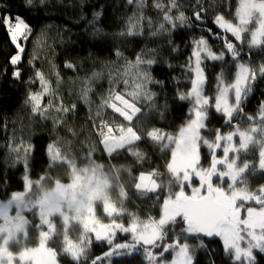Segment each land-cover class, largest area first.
<instances>
[{
    "label": "snow or ice",
    "instance_id": "1",
    "mask_svg": "<svg viewBox=\"0 0 264 264\" xmlns=\"http://www.w3.org/2000/svg\"><path fill=\"white\" fill-rule=\"evenodd\" d=\"M50 3L51 0H21V7L30 11L46 8ZM127 4L135 5L136 12L127 18L124 30L112 35L121 38L143 36L142 9L146 0H127ZM152 6L163 13L160 17L163 22L148 35L171 34L178 27H199L202 33L192 41L193 51L185 66L190 88L186 92L176 88L172 97V102L181 109L184 105L180 102H187V118L175 133L162 127L149 129L142 126L141 117L156 114L159 121L164 122L167 114L176 111L170 109L165 92L168 78L156 79L152 75L153 65L158 63L156 50L144 47L135 53L133 60L127 59L118 48L109 47L106 40L98 39L109 34L96 26L103 11L93 12V19L89 21L93 28L90 36L93 46L99 48L101 54L107 52L124 62L122 67H117L113 61L95 59V63L108 70L109 88L107 95L100 98L94 114L91 111L92 85L103 73L93 72L81 80L78 97L89 107L90 135L97 138V143L87 146L82 157L87 165L80 167L77 158L68 153L67 141L59 137L52 140L44 146L43 155L47 157L44 173L33 180L30 165L39 146L14 133L8 137L4 145L7 149L4 163L11 168H23V191L11 192L6 200H0V264H59L57 250L49 247V243L56 242L61 236V253L70 257L72 264H122L114 258H134L136 255H142L147 264H200L194 255L198 248L207 253L205 264H215V253L210 245L217 237L223 242L224 253L236 264H257L254 250L264 253V184L254 191L249 190V176L259 174L264 178V99L259 100L255 115L245 111L257 92L264 96V0H238L235 12H229L234 20L226 19L223 13L209 18L207 0L204 3L197 0L190 6L191 18L179 11L182 7L179 0H167V4L155 0ZM7 11V7L0 8V13ZM173 12L177 14L173 15ZM84 18L82 15L81 19ZM0 25L5 26L10 42L15 46L16 53L10 56L9 63L16 66L12 75L19 80L22 73L18 65L25 53L22 42L27 41L35 30L20 15L0 14ZM147 27L153 29L150 18ZM210 41H219V44L214 49ZM168 43L171 45L173 41L169 39ZM171 51L175 52L177 48ZM93 56L90 52L89 58ZM35 59L29 61L33 67ZM208 63L220 67L211 89H208L206 73ZM64 66L72 70L77 68L70 60ZM167 66L172 67L171 64ZM232 68L235 71L229 80L227 73ZM55 76L54 89L44 72L36 69L28 83L35 85L38 82L39 90L30 88L23 101L33 116L44 120L51 118L54 129L66 124L61 115L67 116L77 110L76 103L65 105L58 92L63 81L58 71ZM119 85L123 87L117 90ZM150 86L158 87L164 94L162 105L157 104L160 93ZM105 110L111 111V119L104 118ZM237 117L240 123L233 124ZM212 118L223 121L221 128H208ZM6 120L0 118L4 130L8 127ZM244 121L249 127L242 130ZM224 127L233 131L225 134ZM202 130L213 132L214 139H207L201 134ZM68 131L77 135L72 128ZM144 141L156 146L161 155H168L166 173L159 172L157 166L133 175L135 167L152 163L138 147ZM203 147L210 155L207 168L201 165ZM221 148L223 156L218 158L216 150ZM97 152L109 158L126 152L134 164L127 167L110 165L109 174L105 172V165L97 162ZM249 154H253L254 159L243 158ZM218 166L225 170H219ZM57 167L67 169L69 182L55 179L54 186L46 188L45 182L53 179L48 172ZM121 173L127 174V183L139 196L149 199L155 196L157 203L162 200L158 219L149 215L142 220L137 213L129 212L123 206L130 197L125 183L121 182ZM165 174L167 183L158 182ZM0 176H3L0 185L10 186L6 168L0 170ZM214 177L221 183L214 185ZM194 179L198 180L199 187H193L191 195H187L184 189L190 187ZM173 187H178L179 191L173 192ZM166 188L167 193L162 195ZM114 191L117 193L115 199L112 197ZM97 206L102 207L108 223L97 217ZM13 209L15 215L10 214ZM25 212L31 213L38 222L28 220ZM125 216L127 223L123 219ZM56 218L61 221L62 232L57 230ZM29 227L38 232L37 245L13 252L12 247L20 245L22 238L23 242L28 240ZM176 227H180L178 235L174 232ZM77 228L79 236L73 240L70 233ZM121 233L130 239L117 242ZM189 238L200 242L192 246L187 242ZM94 243L106 245L107 250L90 256ZM166 254L172 259L167 260Z\"/></svg>",
    "mask_w": 264,
    "mask_h": 264
},
{
    "label": "trees",
    "instance_id": "2",
    "mask_svg": "<svg viewBox=\"0 0 264 264\" xmlns=\"http://www.w3.org/2000/svg\"><path fill=\"white\" fill-rule=\"evenodd\" d=\"M155 0H146L145 7L142 9V15L144 16V35L138 37H115L112 34L125 29L127 18L132 16L136 12L135 5L127 4V0H51L48 7L43 9L32 8L30 11H26L24 7H21V0H0V8L7 7L8 11L0 13L2 15H20L27 23H29L35 30L34 34L30 35L27 41L22 42V46L25 48L22 61L18 65L22 76L17 80L13 77L12 73L16 66H12L9 63L10 56L16 53L15 46L10 42L9 35L5 26L0 25V118H7L8 124L7 130L3 129L2 123H0V170L7 169V179L10 186L0 185V200L8 198L11 192L20 191L23 189V168L17 166L16 168L8 167L4 163V157L7 155V149L4 145L7 143V139L13 133L16 137L23 136L25 140H29L39 146V151L35 153L34 162L30 165L33 168L31 177L38 179L40 175L44 173L46 168L47 157L43 155L44 146L50 143L52 140L58 137L68 142V153L77 158L78 166H86L87 161L82 159L87 151V146L91 143H97V138L90 135L91 124L88 122L89 107L83 104L78 97L80 88L82 87L81 80L90 77L93 72L103 73L101 79L95 81L92 85L94 91L91 94V100L93 102L91 111L94 114L96 112V105L100 103V98L107 95L109 88L107 69L101 64L95 63V59L99 58L105 61L115 62L117 67L123 66V61L118 60L114 55L107 52L101 54L100 49L93 46V42L90 40L93 28L89 26V21L93 19V12L103 11V14L97 23V27H102L109 35L100 37L108 42L109 47L118 48L124 53L125 57L129 60L135 58V53L139 52L141 48L147 47L148 49L156 50V59L158 63L153 65L152 75L156 79H164L167 77V86L165 92L169 101L170 109H176L174 113L167 114V118L164 122L159 121V117L156 114H152L148 117H141V124L146 128L162 127L166 131L175 132L179 126L184 123L187 113V102H180L184 105L181 109L177 104L172 102V97L175 96V89L180 88L182 91H187L190 88V84L186 79V63L188 57L191 56L194 45L192 41L198 39L202 33L200 28L192 27H178L174 31L164 33L157 37L148 35L149 31L154 30L159 23L163 21L160 17L162 12L153 8ZM167 4V0H163ZM197 0H179L182 5L179 11L185 13L186 16L191 18L192 11L190 6L195 4ZM204 3L205 0H200ZM81 4L83 5L81 7ZM207 6L209 7V18L214 17L218 13H223L225 16L234 17L229 15V12L234 13L237 6L236 0H207ZM173 12V15H176ZM84 19H81V16ZM151 19L153 22V29H148L147 21ZM193 23V21H189ZM211 27V24H208ZM43 29V33L41 32ZM215 31V29H214ZM222 31V30H221ZM171 39L173 43L169 45L168 40ZM212 47L215 49L219 44V41H210ZM172 48H177V51H171ZM93 53V58H89V53ZM36 57L34 61V67L29 63L30 60ZM70 60L77 65L75 70L66 68L65 62ZM171 64L169 68L167 64ZM39 69L44 72L45 76L52 81V87L56 88V76L55 72H59L60 78L63 83L60 85L58 92L62 96L65 105L71 103L77 104V110L74 113H70L67 116L61 115L62 119L66 120V124L55 128L53 126L52 119H41L37 116H33L29 110H27L23 101L27 94V91L31 88L33 91L39 90V83L30 85L28 83L30 77H34L35 70ZM220 71L219 65H213L208 63L206 67V73L208 75V89L215 84V76ZM235 71L234 68L228 69L227 78L231 80V74ZM176 79L173 80L172 78ZM119 85L117 90L122 88ZM152 90L160 93V89L155 86ZM210 94V92L208 93ZM165 96L163 93L157 97V104L162 105L164 103ZM264 99L259 92L256 93V98L251 100V103L245 108V111L249 115L256 114L259 100ZM47 103V98H45ZM163 109L161 108V111ZM102 115L105 119H111L112 114L110 110H105ZM119 123V121H117ZM240 123V118L237 117L233 121V124ZM223 124L222 120L218 118H212L208 128H221ZM247 121L241 123V127H248ZM72 128L77 133L73 136L72 132L68 129ZM232 128L224 127L223 133L230 131ZM204 133L209 136V139H214V133L203 130ZM37 137L39 139H37ZM138 147L145 153V155L152 161L149 165L146 163L143 167H135L133 175H138L140 171H150L152 168H157L161 173H166L165 164L168 159V155H161L158 148L152 145L149 141L138 145ZM208 149L202 148L201 164L205 167L210 166L207 154ZM247 158L254 159L253 154L246 156ZM98 163L105 165V172L110 174V165L129 166L133 165V158L126 152L114 154L112 158H109L106 154L97 152L95 156ZM48 174L53 178L46 181L48 187H51L55 179H60L62 182H67L69 177L67 175V169L55 168L50 170ZM3 176H0V180ZM121 182L125 183V188L129 193V199L125 201L124 207L133 213H137L141 219L146 220L148 216L159 218L160 204L162 200L157 203L155 196L152 198H146L139 196L134 192L132 186L127 183L128 177L126 173L120 174ZM167 175H162L158 178V182L163 181L167 183ZM264 184V178H261L259 174L255 176H249V190H255ZM176 188V187H175ZM178 188V187H177ZM167 193V188L162 195ZM117 193H112L113 199L116 198ZM252 206H256L252 204ZM30 221L34 223L38 222L31 213L28 212ZM125 221H128V217L125 216ZM180 227H183L181 225ZM180 227L174 229L175 234H179ZM57 230L62 232L60 225L57 226ZM30 241L29 245H35L38 243V232L32 227H29ZM78 233V229H74L70 234L75 236ZM130 239L127 234H119L117 242H124ZM62 236L56 239V242L50 243L51 247L56 248L60 264H72L70 257L64 256L61 253ZM183 241V237H181ZM200 241L194 240L191 242L192 246H195ZM208 243L207 240L204 241ZM211 250L215 253V264H236V262L229 258L222 249L221 239L216 238L215 242L210 245ZM107 250L106 245L94 243L90 256L100 255L103 251ZM257 255V264L264 262V253L255 252ZM200 264H205L207 260V253L204 249H197L194 253ZM167 260H171L172 256L167 255ZM115 260L121 261L122 264H147L143 260L142 255H136L134 258L115 257ZM107 264V262H105Z\"/></svg>",
    "mask_w": 264,
    "mask_h": 264
},
{
    "label": "rangeland",
    "instance_id": "3",
    "mask_svg": "<svg viewBox=\"0 0 264 264\" xmlns=\"http://www.w3.org/2000/svg\"><path fill=\"white\" fill-rule=\"evenodd\" d=\"M237 1V6H238V0H236ZM236 6V7H237ZM236 9V8H235ZM234 12H235V10H234ZM22 17V16H21ZM23 18V17H22ZM225 18L226 19H228V20H234V17H232V18H230V17H228L227 18V16H225ZM14 55V54H13ZM255 115V114H254ZM248 123V122H247ZM182 125V124H181ZM249 127V126H248ZM245 128H247V127H244V128H242L241 127V129L243 130V129H245ZM230 131H233V129L232 130H230ZM230 131H227V132H230ZM169 132V131H168ZM176 132V131H175ZM175 132H172V133H175ZM227 132H224L225 134L227 133ZM203 136H205L207 139H209V136H207V134L206 133H204L203 132V130H202V133H201ZM235 143H239V141H238V138H236L235 139ZM231 155V154H230ZM223 156V152H222V148H221V154L219 155V157H222ZM243 158H245V159H249V160H252L251 158H247V157H243ZM202 165V167H205L203 164H201ZM82 167H84V166H82ZM205 168H207V167H205ZM218 168H219V170H221V171H223V170H225L224 168H223V166L221 167V166H218ZM32 178V177H31ZM33 179V178H32ZM214 179V185H218V184H220L221 183V181L220 180H218V179H216V178H213ZM33 180H36V179H33ZM69 182V180L67 181V182H62V183H68ZM54 186V184H52L51 185V187H53ZM225 187H227V185L225 184L224 185ZM45 187L46 188H51V187H48L47 186V184H46V182H45ZM193 187H199V182H198V180H195L194 179V181H193V183H192V185L190 186V187H186L185 189H184V191H185V193L187 194V195H191V192H192V188ZM259 187V186H258ZM20 191H23V189L22 190H20ZM172 191L173 192H176V191H179V188H175V187H173L172 188ZM252 191H254V190H252ZM10 196V195H9ZM8 196V197H9ZM7 199V198H6ZM6 199H2V200H6ZM11 215H15V210L13 209L12 210V212L10 213ZM96 214H97V217L99 218V219H101L104 223H108L109 222V220H107V219H105L104 218V215H103V212H102V207L101 206H97V209H96ZM24 215L26 216V218L28 219V220H30V218L28 217V212H25L24 213ZM124 219V222L125 223H127L126 221H125V217L123 218ZM142 220H144V219H142ZM55 223L57 224V226L58 225H60V227H61V221H60V219L59 218H56L55 219ZM78 229V228H77ZM61 230H62V227H61ZM70 236H71V238L73 239V240H76L77 238H78V236H79V229H78V233H77V235L75 236V238L73 237V235L72 234H70ZM30 238H31V236H30V231H28V240L26 241V242H23V238H22V243L20 244V245H18V246H13L12 247V251L13 252H19L20 250H21V248L22 247H25V246H27V247H35L37 244H35V245H29V241H30ZM194 240H196V241H198L199 239H191V238H189L188 239V243L191 245V242H193ZM221 243H223L222 242V240H221ZM49 247H51V245H50V243H49ZM259 252L258 250H254V255L256 256V261H257V255H256V253L255 252ZM59 264H60V262H59ZM245 264H246V262H245ZM262 264H264V262L262 263Z\"/></svg>",
    "mask_w": 264,
    "mask_h": 264
},
{
    "label": "flooded vegetation",
    "instance_id": "4",
    "mask_svg": "<svg viewBox=\"0 0 264 264\" xmlns=\"http://www.w3.org/2000/svg\"><path fill=\"white\" fill-rule=\"evenodd\" d=\"M227 132V131H226ZM217 151V156H218V158H221V157H219V155L221 154V149H217L216 150ZM207 158H208V161L210 162V155H209V153L207 154ZM222 167V166H221ZM215 178V177H214ZM213 181H214V179H213ZM214 183V182H213Z\"/></svg>",
    "mask_w": 264,
    "mask_h": 264
},
{
    "label": "water",
    "instance_id": "5",
    "mask_svg": "<svg viewBox=\"0 0 264 264\" xmlns=\"http://www.w3.org/2000/svg\"><path fill=\"white\" fill-rule=\"evenodd\" d=\"M218 238V237H217ZM216 239V238H215ZM219 239V238H218Z\"/></svg>",
    "mask_w": 264,
    "mask_h": 264
}]
</instances>
